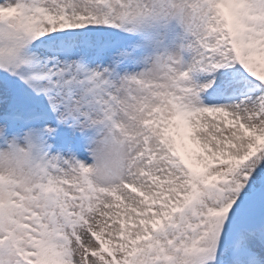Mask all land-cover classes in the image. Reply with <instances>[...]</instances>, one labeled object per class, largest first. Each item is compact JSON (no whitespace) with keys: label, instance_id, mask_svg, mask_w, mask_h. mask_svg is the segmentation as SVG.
<instances>
[{"label":"snow or ice","instance_id":"snow-or-ice-1","mask_svg":"<svg viewBox=\"0 0 264 264\" xmlns=\"http://www.w3.org/2000/svg\"><path fill=\"white\" fill-rule=\"evenodd\" d=\"M4 157L0 264H264V0H0Z\"/></svg>","mask_w":264,"mask_h":264},{"label":"clouds","instance_id":"clouds-1","mask_svg":"<svg viewBox=\"0 0 264 264\" xmlns=\"http://www.w3.org/2000/svg\"><path fill=\"white\" fill-rule=\"evenodd\" d=\"M108 154L107 153H95L92 154L90 158V168L92 169L93 178L98 183H103L105 179V165L108 161ZM20 163L25 166V170L27 167V162L21 160ZM16 161L10 160L7 157L0 158V171H6L11 167H14Z\"/></svg>","mask_w":264,"mask_h":264}]
</instances>
